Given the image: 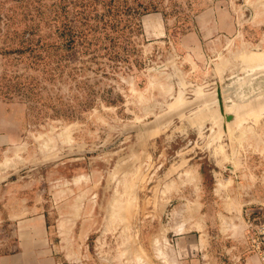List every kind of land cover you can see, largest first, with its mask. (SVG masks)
Segmentation results:
<instances>
[{"label":"rangeland","instance_id":"rangeland-1","mask_svg":"<svg viewBox=\"0 0 264 264\" xmlns=\"http://www.w3.org/2000/svg\"><path fill=\"white\" fill-rule=\"evenodd\" d=\"M42 214L62 264L252 254L264 0H0V256Z\"/></svg>","mask_w":264,"mask_h":264},{"label":"crops","instance_id":"crops-1","mask_svg":"<svg viewBox=\"0 0 264 264\" xmlns=\"http://www.w3.org/2000/svg\"><path fill=\"white\" fill-rule=\"evenodd\" d=\"M14 227L16 241L13 250L0 256V264H62L58 262L49 246L43 214L21 218L15 222ZM185 264L201 263L196 259ZM240 264L261 263L256 255L248 254Z\"/></svg>","mask_w":264,"mask_h":264},{"label":"built area","instance_id":"built-area-1","mask_svg":"<svg viewBox=\"0 0 264 264\" xmlns=\"http://www.w3.org/2000/svg\"><path fill=\"white\" fill-rule=\"evenodd\" d=\"M246 230V252L256 255L264 264V219L255 217L248 220Z\"/></svg>","mask_w":264,"mask_h":264},{"label":"water","instance_id":"water-1","mask_svg":"<svg viewBox=\"0 0 264 264\" xmlns=\"http://www.w3.org/2000/svg\"><path fill=\"white\" fill-rule=\"evenodd\" d=\"M254 98L248 99V100H244L243 102H234L233 106H232V110L228 111V113H223L222 111V107L220 104V110H221V114L223 115V117L225 118V121L227 122H231V121H235L238 115V111L243 108L246 107L248 102L252 101ZM237 106H242L237 112L235 111L234 107ZM236 112V113H235ZM247 113H250L249 111ZM246 113V114H247ZM246 114H244L246 116Z\"/></svg>","mask_w":264,"mask_h":264},{"label":"bare ground","instance_id":"bare-ground-1","mask_svg":"<svg viewBox=\"0 0 264 264\" xmlns=\"http://www.w3.org/2000/svg\"><path fill=\"white\" fill-rule=\"evenodd\" d=\"M255 62V61H254ZM260 63V62H259ZM234 88V87H233ZM228 90H231L230 88H228ZM226 91V90H225ZM232 91V90H231ZM234 92V91H233ZM232 92V93H233ZM228 93V92H227ZM228 95V94H227ZM236 99V98H235ZM234 100V99H233ZM248 100V99H247ZM258 103H260L259 101H257V100H255V99H253L252 101H250V102H248V104H247V106L246 107H243V109L245 108L246 109V111H248V110H250V109H253V108H255V107H258ZM238 107H242V106H237L236 107V110H238L239 108ZM244 109V110H245ZM243 110V114L245 113V111ZM220 117H222V116H220ZM222 119V118H221ZM223 120V119H222ZM223 122V121H222Z\"/></svg>","mask_w":264,"mask_h":264}]
</instances>
